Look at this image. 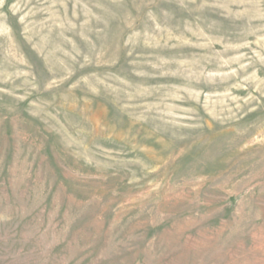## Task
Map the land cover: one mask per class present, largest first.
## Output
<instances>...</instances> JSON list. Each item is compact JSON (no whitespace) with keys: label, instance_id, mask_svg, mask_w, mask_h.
Wrapping results in <instances>:
<instances>
[{"label":"rangeland","instance_id":"obj_1","mask_svg":"<svg viewBox=\"0 0 264 264\" xmlns=\"http://www.w3.org/2000/svg\"><path fill=\"white\" fill-rule=\"evenodd\" d=\"M0 264H264V0H0Z\"/></svg>","mask_w":264,"mask_h":264}]
</instances>
